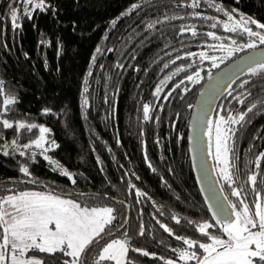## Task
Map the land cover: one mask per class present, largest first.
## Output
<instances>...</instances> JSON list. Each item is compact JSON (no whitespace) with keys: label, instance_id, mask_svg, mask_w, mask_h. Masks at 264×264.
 I'll return each instance as SVG.
<instances>
[{"label":"trees","instance_id":"trees-1","mask_svg":"<svg viewBox=\"0 0 264 264\" xmlns=\"http://www.w3.org/2000/svg\"><path fill=\"white\" fill-rule=\"evenodd\" d=\"M51 2L59 10L57 13L59 23L53 19L50 11L47 15L40 14L35 18V29L31 22L22 18L20 21L23 23L22 34L16 35L10 29L9 20L7 18L4 20L2 25L4 30L0 33V80L4 81V92L0 94V108L3 107L4 98L12 97L16 103L8 106L14 110L9 114L10 120H23L26 123L50 127L52 134L49 138H54L60 144V148L49 154L70 173L77 174V184L71 185L68 178L50 171L39 157V164L30 167V171L39 182L25 184L22 182L25 177L18 170L25 158L18 156L8 158L0 155V186L23 190L33 187L44 189V185H49L56 192L64 193L106 192L109 196L129 204L130 210L128 211L125 203L121 205L110 200H88L87 205L117 208V221L114 223H122L124 216L130 217L128 224L116 232L115 237L132 238L133 243L130 246L142 247L158 256L176 259L178 251L185 246L160 229L156 219L172 227L177 235L197 238L193 226L187 224V221L198 223L210 218L194 180L189 159L188 127L193 106L199 91L208 80L209 69L213 75L245 53H237L219 68H211L208 61L201 64L197 59L196 67L197 70L203 68L201 72L203 79L196 85H189L191 91L183 100L177 99L175 94L170 101H163L161 98L160 103L164 105L162 110L159 104H155L156 98L152 96V92L159 80L176 67L171 65L170 69L160 72L162 64L177 55L173 49H180L181 55L185 51L197 53L208 51L210 55H223L201 47L202 38L194 39L190 33L179 35L171 28V25L179 29L185 24H195L198 32L212 30L225 35L220 29H209L207 27L209 22H203L204 26H201L202 22L190 15L193 11H199L204 15L224 19L221 13L215 12L214 7H209L210 4L221 3V0H201L200 8L195 10L176 7L177 3L184 4L188 0H76V2L51 0ZM222 2L227 9L235 7L240 12L264 22V0H240L238 4L235 0ZM7 3L8 0H0V13L5 17ZM133 3H139L143 7L142 11L137 10L140 11L139 16L136 12L125 15L113 28L110 22L126 13ZM165 4L168 7H165ZM164 14H175L184 19L173 20L169 25L168 22H164ZM157 18L162 23L157 24L156 29L150 32L146 30V24ZM14 36L16 38H13ZM105 36L108 37L107 40L104 39ZM42 38L48 41L47 45L38 43ZM181 40L188 45L187 48L181 46ZM166 43L169 44L168 47H165ZM208 43L216 42L209 39ZM97 46L105 52L108 48H112L113 51L106 52L103 56L97 54L96 65H92L90 57ZM166 52L171 53V56L165 55ZM133 56L136 58L132 59ZM117 62L123 63L125 67L116 68ZM189 62L178 61L177 64ZM100 64H103L104 68L98 67ZM137 68L139 71L135 70ZM89 71L93 72L92 76H88ZM191 71L189 70V74ZM183 75L184 73H181L176 80ZM241 79L255 81L258 78L246 75ZM84 80L88 81L89 87L90 108L87 112L80 107ZM239 82L238 80L237 84ZM232 87L235 89L234 95L243 91L236 85ZM252 91L253 97H249L246 104L264 98V92L258 93L255 87ZM105 93L116 104L115 116L109 104L103 103ZM228 100H231V97L227 100L224 97L219 105L223 103L228 107ZM144 103L154 106L155 110L150 112V116L153 117L151 121L143 120ZM45 107L58 110L56 117L44 115L42 109ZM231 107L239 111L244 110L236 101H232ZM177 113L180 114L179 119H176ZM249 115L251 123L237 134L235 163L240 172L236 175L237 184L233 187L247 180V175L251 174L250 170H254L255 154L264 151V108L256 111L255 115ZM215 116L216 111L212 118ZM156 117L159 119H155ZM174 120L175 128L172 127ZM37 134V130L19 136H15L11 130L0 132V135H5L9 139L17 138L21 143L27 142L29 136L34 137ZM177 134L183 139L178 141ZM157 139L160 141L159 144L155 143ZM144 142L147 144L149 160L157 169L155 173L147 167L144 159ZM250 146L252 151H249ZM215 169L217 173L216 166ZM261 171L264 172V160L261 161ZM125 173L128 175L125 176ZM135 176H139L140 179L136 180ZM121 177H124L123 181ZM218 178L224 194L235 201L236 198L230 196L231 189L222 178ZM129 179L131 183H135L138 188L148 193L150 199L137 198L134 192L130 193L127 189ZM244 187L247 190L249 185L244 184ZM76 198L84 206L85 198ZM173 215L181 218V225L175 224L171 219ZM141 223L145 226V237L138 236V227ZM125 229L127 237L123 235ZM172 247L178 249L176 254L170 251ZM130 256L137 259L139 264H162L151 257H139L131 252ZM45 264H48L47 259ZM53 264L59 262L54 261ZM178 264L183 262L178 261Z\"/></svg>","mask_w":264,"mask_h":264},{"label":"snow or ice","instance_id":"snow-or-ice-1","mask_svg":"<svg viewBox=\"0 0 264 264\" xmlns=\"http://www.w3.org/2000/svg\"><path fill=\"white\" fill-rule=\"evenodd\" d=\"M235 2L238 4L240 0H235ZM200 6L201 0H188L187 3L176 4V7L193 10ZM165 7L168 5L165 4ZM209 7H214L215 12L221 13L224 19L218 16L204 15L199 11H193L190 15L200 20L201 26H204L203 22H209L207 23L209 29H220L225 35H220L217 31L212 30L198 32L195 24H185L176 29L175 25H171V21L184 19V17L175 14H164V22H168L179 35L190 33L194 39L202 38L201 47L214 53H223V55H210L208 51L199 53L185 51L181 55L179 54L180 49H173L177 55L164 62L160 67V72L170 69L171 65H176V67L159 80L154 87L152 96L156 98L155 104H159L162 110L164 105L160 103L161 98L163 101H170V98L175 94L177 99L183 100L191 91L189 85H196L203 79L201 76L203 68L197 70L196 67L197 59L201 64L208 61L211 68H219L221 64L230 60L237 53H246L245 56L239 58V63L235 64L231 70L223 72L219 78L213 77L209 69L208 79L213 80L214 83L209 86L207 93H201L206 97L201 102V118L193 123L194 133H199L198 136L194 134V143H206L207 152L215 161L217 176L222 178L223 182L231 189L230 196L235 197V201H232L228 195L216 197V189L210 183L207 190L212 195L205 198L206 200H215V203L207 204V209L211 214L210 218L198 223L192 220L187 221V224L193 226L197 238L177 235L172 227L156 219V224L160 229L185 246L179 251L175 247L170 249L173 254L178 251V256L173 259L150 253L142 247L130 246L129 239L115 238V233L128 224L127 217L124 216L122 223H114L117 221V208L87 205L88 200L115 199L106 192L93 194L73 192L61 195L49 185H44L43 191L15 190L0 186V193H3L0 194V264H45L46 259L48 264H53L54 261H58L59 264H139L137 259L130 256V252L139 257H151L153 260L161 261L162 264H178V261L183 264H264V172L261 171L264 151L255 154L254 170H250L251 174L247 175V180L243 184L233 187L237 184L236 175L240 172L235 163L237 134L251 123L249 114L255 115L256 111L264 108V98L246 104L249 97H253V87L257 89L258 93L264 92V22L240 12L235 7L227 9L222 0L219 4H210ZM6 8L7 17L0 13V33L4 30L2 25L5 18L9 20L12 33L16 35L22 34L23 23L20 22L22 18L31 22L35 29V18L40 14L47 15L50 11L53 19L59 23L57 15L59 10L51 0H8ZM137 10L142 11V5L133 3L126 13H122L121 17L114 18L110 22L111 26L115 28L119 19L125 15H131L133 12L139 16L140 11ZM160 23L162 21L157 18L146 24V30L150 32L156 29V25ZM73 30H75V23H73ZM104 39L107 40L108 37L105 36ZM209 39L216 43L209 44ZM38 43L47 45L48 41L42 38ZM180 43L183 48L188 47L183 40ZM168 46L169 44L166 43L165 47ZM59 47L58 43V55ZM112 51V48L106 50L107 53ZM106 52L97 46L90 57L91 64L96 65L97 54L103 56ZM165 55L171 56V53L166 52ZM135 58V56L132 57V59ZM160 59L162 60L163 57ZM178 61L190 62L177 64ZM98 67L104 68V65L100 64ZM115 67L123 69L125 65L117 62ZM135 70L139 71L138 68ZM189 70H192L191 74H189ZM181 73H184L183 77L176 80ZM242 74L258 79L255 81L241 79ZM92 75L93 72L89 71L88 76ZM237 80L240 81L239 84H237ZM173 81L175 82L172 83ZM83 83V98L80 107L87 112L90 108L89 87L87 80H84ZM170 83L171 87H169ZM232 85H236L243 91L234 95L235 89ZM3 92L4 81L0 80V94ZM217 95L224 96L226 100L231 97V100H228V107L223 103L220 104L216 110V116L209 119ZM232 101H236L237 104L244 107V110L239 111L231 107ZM15 103L16 100L12 97L2 100L3 107L0 108V117L3 118L0 119V132L11 130L15 136H19L24 133L31 134L37 130L38 134L34 137L29 136L27 142L23 143L17 138L9 139L5 135H0V155L8 158L17 156L25 158L18 169L19 173L25 177L22 181L25 184L39 182L34 173L30 171L31 166L39 164V157L50 171L57 172L68 178L71 185H76L77 174L70 173L49 154L60 148V144L54 138H49V135L52 134L50 127L37 123H26L23 120L13 121L8 118L9 114L14 111L8 106ZM103 103L109 104L113 116H115L116 104L114 100L109 99L107 93H105ZM188 107H192V105H188ZM154 110L153 105L144 103L142 105L143 120L151 121L153 117L150 116V112ZM57 111L50 107L42 109L44 115H50L53 118L56 117ZM234 112L236 114H233ZM179 116L180 114L177 113L176 119H179ZM155 119L158 120L159 117ZM175 126L174 120L172 127L175 128ZM204 137L207 138L206 142L203 141ZM256 138L254 137V139ZM181 139L183 137L177 134V140ZM155 143L159 144V139ZM143 147L147 167L155 173L157 169L149 160L146 142ZM249 151H252L251 146ZM200 167L206 177V164L202 162ZM127 175L125 173V176ZM135 179L139 180L140 177L135 176ZM121 180L123 181L124 177H121ZM109 183L111 182L109 181ZM165 183L167 182L165 181ZM244 184L249 185L247 190ZM127 189L130 193L134 192L137 198L148 197V193L138 188L135 183H131L130 179L127 182ZM74 197L85 198L84 206L79 199ZM148 198L150 199V197ZM115 202L124 204V201ZM138 202L140 201L138 200ZM171 219L176 225L182 223L181 218L175 215ZM214 229L215 231H211ZM123 235L127 237L126 229ZM138 236H146L145 226L142 223L138 227Z\"/></svg>","mask_w":264,"mask_h":264},{"label":"water","instance_id":"water-1","mask_svg":"<svg viewBox=\"0 0 264 264\" xmlns=\"http://www.w3.org/2000/svg\"><path fill=\"white\" fill-rule=\"evenodd\" d=\"M245 55H246V53L240 57H243ZM240 57L234 59L233 61H231L230 63L225 65L223 68L216 71L212 76L219 78L223 72L231 70L235 64L240 62V60H239ZM246 75L247 74H242L241 78H243ZM213 83H214L213 80L208 79L204 83V85L202 86L201 90L199 91V94H198L196 101H195V104L193 106V110H192V114H191V118H190V122H189V127H188V152H189L190 165H191L192 173L194 175V180L196 182L197 188L200 192V195L204 201L206 208H207V204L215 203L214 199L213 200H206L205 199L206 197L212 195V193H210L207 190L210 183L213 184V186L216 189V191H215L216 197H222L223 195H225L224 192L221 191L222 187H221V184L219 182V178H218L217 173H216L215 162H214L212 156L209 155L207 152L206 143H204V142L194 143V141H193L194 134L197 136L199 135L198 132L194 133L193 123L195 121H197V119L201 118V113H200L201 102L206 99V97L202 96L201 93H207L209 91V86L212 85ZM223 98H224V96H219V95H217L215 97V102L213 103L212 109H211V115L208 117L209 119H212L215 111L217 110L219 103L221 102V100ZM206 140H207V138L204 137L203 141L206 142ZM202 162H204L206 164V167H207L206 177L201 172L200 165ZM57 193H60L61 195L71 194V193H64V192H57ZM88 194H93V193L89 192ZM110 201L115 202V201H121V200H118L117 198H115L114 200H110ZM125 204H126L128 211H129L130 205L127 203H125ZM208 213L211 216L209 211H208ZM127 219L129 221L130 217L128 216ZM126 239H129L130 244L133 243L132 238H126Z\"/></svg>","mask_w":264,"mask_h":264},{"label":"rangeland","instance_id":"rangeland-1","mask_svg":"<svg viewBox=\"0 0 264 264\" xmlns=\"http://www.w3.org/2000/svg\"><path fill=\"white\" fill-rule=\"evenodd\" d=\"M31 190H37V191H43L44 189H40V188H35V187H33V188H30ZM74 198H76V197H74ZM77 199V198H76ZM115 238H119V237H115Z\"/></svg>","mask_w":264,"mask_h":264}]
</instances>
